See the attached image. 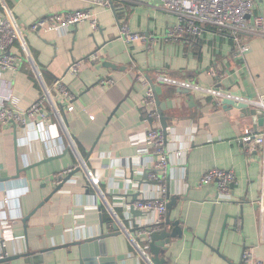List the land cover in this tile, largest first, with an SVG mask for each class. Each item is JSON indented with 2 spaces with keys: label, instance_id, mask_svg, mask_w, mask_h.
<instances>
[{
  "label": "crops",
  "instance_id": "0c3cea01",
  "mask_svg": "<svg viewBox=\"0 0 264 264\" xmlns=\"http://www.w3.org/2000/svg\"><path fill=\"white\" fill-rule=\"evenodd\" d=\"M256 6L255 13L264 17V0ZM79 10H91L97 25L86 21L61 35L29 30L47 15ZM10 17L23 32L11 48L21 65L0 74V104L11 94L27 109L48 92L44 121L55 123L59 135L50 138L38 128L40 116L25 128L0 124V202L12 198L0 217L10 222L14 237L0 238V251L7 257L32 255V260L10 264H82L86 259L75 243L99 235L110 236L108 264H154L140 232L156 223L158 213L135 218L130 212L134 196L144 201L158 191L154 184H141L157 158L144 141L152 124L141 106L145 84L140 76L155 84L163 115L174 130L166 144V184L168 202L177 198L171 220L182 222L184 235L169 245L167 264H241L246 249L264 262V216L257 203L264 193V153H248L242 140L246 130L264 129L243 114L248 106L264 103V37L242 35L249 48L243 57L234 39L212 28L198 39H168L177 20L159 11L154 0H112L110 8H91V0H0V19ZM124 24L146 40L125 42ZM96 52L99 63L85 62L78 75L69 73L74 62ZM159 75L216 87L249 103L180 93L159 84ZM106 76L116 86L104 89L100 79ZM58 81L74 94L73 112L58 102ZM44 160L14 178L18 164L26 168ZM213 169L231 170L237 178L229 197L218 202L215 184L201 186ZM65 172L75 174L25 226L24 218L52 194ZM115 226L119 235H112ZM92 255L89 251L86 256Z\"/></svg>",
  "mask_w": 264,
  "mask_h": 264
},
{
  "label": "built area",
  "instance_id": "2783aa9c",
  "mask_svg": "<svg viewBox=\"0 0 264 264\" xmlns=\"http://www.w3.org/2000/svg\"><path fill=\"white\" fill-rule=\"evenodd\" d=\"M111 1L91 0V8H110ZM154 2L159 11L170 14L177 20L176 24L168 31L166 36L168 39L180 41L186 36L198 39L202 37L206 28H212L219 34L227 35L234 39L237 54L243 57L249 51V48L241 42L240 38L242 35L264 37V17L255 13L257 10V0H154ZM86 21H91L94 26L97 25L91 10L53 13L37 20L29 30L33 33L56 32L61 35L68 33L71 27L78 26L80 23ZM121 30L124 40L128 44L146 40L143 35L132 32L127 24L122 25ZM22 38L23 32L16 26L14 19L11 17L0 19V74L2 72L19 69L21 59L11 53V48L17 40ZM99 61H101L100 56L96 52L90 55L84 62H74L69 68V73L78 75L82 71L85 62L89 64L99 63ZM138 80L145 84V92L141 106L146 116L154 121L144 141L148 146L150 154H154V157L157 158L153 162V165L146 171L149 182L153 183L158 191L153 198L136 202L134 205L135 209L142 212L158 213V218L153 227L140 232L144 240L149 242L150 235L154 231L159 230L161 225L166 221L168 212V188L166 179L170 164L169 155L166 152V144L169 135L174 130L168 127L166 130L167 135H165L161 125V116L157 110L154 89L149 81L147 82L141 76ZM156 80L159 84L174 86L177 89L186 90L190 93L203 94L216 99L225 98L242 103H249L247 99H241L237 95L221 91L216 87H205L194 82L181 81L165 75H159ZM116 83V80L112 77L106 76L100 79V85L104 89L113 88L116 86ZM54 92L58 102L62 104V108L68 112H73L75 109L73 106L74 94L70 88L64 82L58 81L55 84ZM49 99L50 94L46 92L29 108L21 109L18 103L15 102L13 95L8 94L5 96L4 102L0 104V124L2 126L14 125L17 128H25L33 124L31 122L33 119L40 116L43 120L37 127L45 129V132L50 138L58 137L57 125L50 123L49 120L44 121L47 119L46 104L49 102ZM257 105L264 109V103L258 102ZM43 122L45 124L47 122V125L43 126ZM242 140L247 145L246 149L248 153L251 154L258 149H261L264 153V129L260 132L246 130ZM68 173L65 172L64 175ZM236 181L237 178L233 171L213 169L203 176L201 186L215 184L218 191V202L220 199H227L229 197L231 187ZM11 199L10 196H7V198L0 202V214L3 213L2 211L7 207ZM257 203L261 214L264 216V193ZM0 225L3 231L0 236L1 241L13 239L11 224L7 218L1 216ZM147 250L149 251V245L145 247L144 251ZM4 257V254L0 251V259ZM241 264H264V262L257 259L252 250L246 249L243 252Z\"/></svg>",
  "mask_w": 264,
  "mask_h": 264
},
{
  "label": "water",
  "instance_id": "95a60500",
  "mask_svg": "<svg viewBox=\"0 0 264 264\" xmlns=\"http://www.w3.org/2000/svg\"><path fill=\"white\" fill-rule=\"evenodd\" d=\"M104 66L108 67V68H112L114 70H117V66L111 64V63H107L104 62L103 64ZM149 83L152 85L155 95H156V102H157V110L161 116V124H162V128L165 132V135H167L166 130L168 128V120L167 118L163 115V111L161 109V101L159 99V96L156 93V89H155V84L149 79L147 78ZM179 92H185V93H190L189 91L186 90H180ZM249 108H246L245 110H243V114L244 116L247 117H252L254 121H257V124L259 126H264V109L260 108V107H255V109H251L250 106H248ZM147 120L150 122V124H153V120L151 118H147ZM16 128V127H15ZM17 131V130H16ZM48 160H44L43 162H40L38 164H34L31 165L29 167L26 168H20V165H17V174L14 177L15 179H19L21 177V174L34 168L37 167L38 165L42 164V163H46ZM75 173H70L69 175L65 176V177H59L57 179V183L54 185V189L51 195H49L33 212H31L26 218H24L23 223L25 226L27 225V222L30 220V218L40 209L42 208L51 198L52 196H54V194H56L57 192L61 191L64 187L65 184H67L72 177L74 176ZM170 176L169 171H168V177ZM12 178H8V180H10ZM1 181H3L0 178ZM153 184L151 182H149L148 180V173L147 171H145L142 180H141V184ZM137 197L138 196H134L133 202H137ZM218 200V194L217 197L215 199V202H217ZM177 202V198L176 197H171L170 201L167 204V217H166V221L161 225L160 229L157 231H154L149 238V251L150 254L152 255V261L154 264H167V260H166V252L168 251V247L169 245H171L173 243L174 240L176 239H182L183 235H184V230L182 228V222L180 220H171V211L173 209V206L176 205ZM130 212L131 214L137 218V217H143L144 216V212L135 209V207L132 205L130 207ZM166 226V227H165ZM168 226H172L173 229L171 232H168L167 227ZM153 227V226H151ZM115 230L116 233L112 234V235H119L120 232L118 230V228L115 226ZM110 236L107 235H99L96 237H89L86 238L85 240H81L77 243H75L76 247H79L80 253L81 255H83V257L86 259L84 260V262H82V264H108V260L106 259V240L107 238H109ZM63 247H68L63 246ZM56 248L53 249H49V250H45L44 253H50L52 251H55ZM89 251H93V255L91 258H88L86 255L88 254ZM32 255L30 253L28 254H20V255H15V256H10L7 257L5 256L3 259H0V264H10L12 261L20 259V258H30L31 259ZM112 262V260H111Z\"/></svg>",
  "mask_w": 264,
  "mask_h": 264
}]
</instances>
